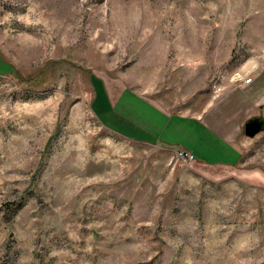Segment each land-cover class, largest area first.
<instances>
[{"label":"rangeland","instance_id":"374dc122","mask_svg":"<svg viewBox=\"0 0 264 264\" xmlns=\"http://www.w3.org/2000/svg\"><path fill=\"white\" fill-rule=\"evenodd\" d=\"M262 64L264 0H0V264H264V137L186 162L96 110L197 114Z\"/></svg>","mask_w":264,"mask_h":264},{"label":"crops","instance_id":"0c3cea01","mask_svg":"<svg viewBox=\"0 0 264 264\" xmlns=\"http://www.w3.org/2000/svg\"><path fill=\"white\" fill-rule=\"evenodd\" d=\"M251 76L250 83L239 79L197 114L171 112L129 89L116 91L107 82L96 110L111 129L128 138L188 150L202 164L240 167L264 137V129L254 136L246 133L248 120L264 121V64Z\"/></svg>","mask_w":264,"mask_h":264},{"label":"water","instance_id":"95a60500","mask_svg":"<svg viewBox=\"0 0 264 264\" xmlns=\"http://www.w3.org/2000/svg\"><path fill=\"white\" fill-rule=\"evenodd\" d=\"M264 129V121L259 118L250 119L246 123V133L254 136L256 133Z\"/></svg>","mask_w":264,"mask_h":264},{"label":"built area","instance_id":"2783aa9c","mask_svg":"<svg viewBox=\"0 0 264 264\" xmlns=\"http://www.w3.org/2000/svg\"><path fill=\"white\" fill-rule=\"evenodd\" d=\"M237 75H239V77H241L240 73H238ZM252 79H253L252 76H249V77L245 78L244 81L247 83H250L252 81ZM178 154H179V157L186 162H191V161L195 160V155L188 150L182 149L178 152Z\"/></svg>","mask_w":264,"mask_h":264},{"label":"trees","instance_id":"16d2710c","mask_svg":"<svg viewBox=\"0 0 264 264\" xmlns=\"http://www.w3.org/2000/svg\"><path fill=\"white\" fill-rule=\"evenodd\" d=\"M15 208V207H14Z\"/></svg>","mask_w":264,"mask_h":264}]
</instances>
